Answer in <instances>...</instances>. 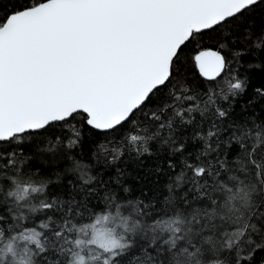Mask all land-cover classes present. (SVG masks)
I'll return each mask as SVG.
<instances>
[{
  "label": "snow or ice",
  "instance_id": "6c2138e0",
  "mask_svg": "<svg viewBox=\"0 0 264 264\" xmlns=\"http://www.w3.org/2000/svg\"><path fill=\"white\" fill-rule=\"evenodd\" d=\"M257 9L264 0H0V264H264V59L241 78L202 46L217 33L229 47ZM244 31L259 57L264 31ZM129 125V153L164 145L162 201L124 195L122 172L106 181L76 155ZM98 147L110 163L126 154Z\"/></svg>",
  "mask_w": 264,
  "mask_h": 264
},
{
  "label": "trees",
  "instance_id": "16d2710c",
  "mask_svg": "<svg viewBox=\"0 0 264 264\" xmlns=\"http://www.w3.org/2000/svg\"><path fill=\"white\" fill-rule=\"evenodd\" d=\"M8 3V0H4ZM251 27L255 34L259 36L264 31V9H257L254 13L247 17V22L239 30L233 28L234 43L229 42V47L221 48L222 37L217 33H212L210 37H205L202 46L205 48L221 51L228 59L230 71L232 74H238L243 78L246 74L252 72L253 67L259 63L260 59H264V53L258 57L257 50L253 46V42L245 39V29ZM237 53H241L238 55ZM188 83L192 89L197 90V86L204 87V82L200 80L194 68H188ZM254 83L260 82V76L252 77ZM134 126L129 125L127 129L116 133L114 139L100 137L99 139H89L82 151H77L76 155L81 163L89 165L87 169L99 176H103L106 181H114L119 172L123 173L122 179L126 187L130 189L129 193L124 195L132 198H143L145 200H161L169 195L167 185L169 183V169L164 166V171L156 173L155 165L160 163L162 157V149L164 145L152 143L150 145L152 155H145L142 158L136 157L134 152L129 153L124 145V138ZM192 130L189 129L183 139L189 141L187 144L188 152L193 154L199 148V144L191 140ZM119 144L121 149L125 151V155L114 163H110L111 156L106 155L102 148L98 145H104L111 150L114 145ZM67 163V162H66ZM78 175V174H76ZM64 189H58L63 191Z\"/></svg>",
  "mask_w": 264,
  "mask_h": 264
}]
</instances>
